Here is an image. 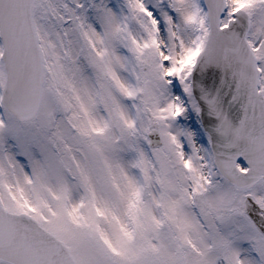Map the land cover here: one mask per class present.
<instances>
[{
  "label": "snow or ice",
  "instance_id": "6c2138e0",
  "mask_svg": "<svg viewBox=\"0 0 264 264\" xmlns=\"http://www.w3.org/2000/svg\"><path fill=\"white\" fill-rule=\"evenodd\" d=\"M0 264H264V0H0Z\"/></svg>",
  "mask_w": 264,
  "mask_h": 264
}]
</instances>
